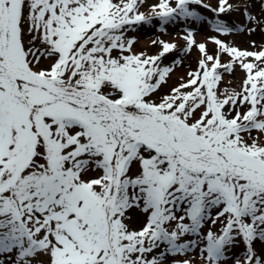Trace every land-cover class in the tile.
I'll use <instances>...</instances> for the list:
<instances>
[{"label":"snow or ice","instance_id":"1","mask_svg":"<svg viewBox=\"0 0 264 264\" xmlns=\"http://www.w3.org/2000/svg\"><path fill=\"white\" fill-rule=\"evenodd\" d=\"M145 4L0 0V264H264V45L218 38L264 17ZM174 24L199 58L168 87L177 44L130 33Z\"/></svg>","mask_w":264,"mask_h":264},{"label":"rangeland","instance_id":"2","mask_svg":"<svg viewBox=\"0 0 264 264\" xmlns=\"http://www.w3.org/2000/svg\"><path fill=\"white\" fill-rule=\"evenodd\" d=\"M208 2L211 3L213 7L216 6L215 2H212L210 0H208ZM231 2H236V0H231ZM250 2L252 5L250 9L251 12L257 17H264V11H261L260 0H250ZM154 3H156V0H146L145 7L142 8L141 11H147L148 6ZM198 11L200 12L201 15L205 17L206 20L214 19V15L212 12L203 8L198 9ZM224 18L230 25L234 24L242 27L246 24V21L242 13L232 12L230 14H226ZM202 29L206 31H203ZM198 33L199 35L201 34L207 35L206 39L201 38V40H198L196 35V40L198 42H205L209 37L217 35L215 32L211 31L210 26L207 24H204L203 26L199 27ZM232 34H233V39L229 41L224 36H220L218 38L225 40L229 43H233L241 49L253 50L252 48H250V43L252 41H255L257 46L264 45V31H261L259 28H257L256 31L251 32V34H249L247 30L243 32L234 31ZM130 35H133L137 38L138 43L135 46L136 50L146 51L149 54H156L159 51L158 47L151 46V41L158 37L168 42L172 40L174 43L177 44L178 46L177 51L168 54L164 60V64L166 65L172 64V62L176 59L182 60V65L177 67L175 74L172 76L171 80L169 81L168 87L174 86L177 83V78L179 76L186 75V72L188 70H194L196 68V62L199 58V53L196 51L195 48H193L190 54L181 55V52L185 47V42L181 38L183 35V30L181 27H178L175 24L170 25L167 26V33H161L160 31H158V25H154L152 27H147L139 32L130 33ZM143 36L145 38H142ZM144 39H146L147 42L143 43ZM208 48L210 51L213 52L215 51V46L212 45L211 43L208 44ZM242 77H243V73L240 72L239 70H237L233 76L225 75L224 80L222 82V86L227 85V82L229 80L233 81V85H229V86H235V84H237L242 79ZM133 226H135V224Z\"/></svg>","mask_w":264,"mask_h":264},{"label":"bare ground","instance_id":"3","mask_svg":"<svg viewBox=\"0 0 264 264\" xmlns=\"http://www.w3.org/2000/svg\"><path fill=\"white\" fill-rule=\"evenodd\" d=\"M210 1H212V2H215L216 3V0H210ZM208 19V18H207ZM199 27H201V26H197V28H198V30H197V32L196 33H198V31H199ZM203 31H206V30H204V29H202ZM197 35V39L198 40H201V38L202 39H206V37H207V35L206 34H201V35H199V33L198 34H196ZM142 38H145L144 36L142 37ZM226 39L229 41V40H231V39H233V34H231V35H229V36H227L226 37ZM145 40V41H144ZM143 40V43H145V42H147V40L146 39H144ZM205 41V40H204ZM169 42H173L172 40H170ZM231 42V41H230Z\"/></svg>","mask_w":264,"mask_h":264}]
</instances>
